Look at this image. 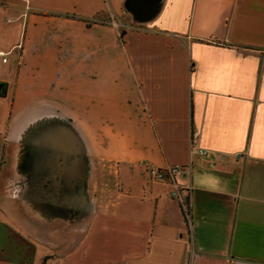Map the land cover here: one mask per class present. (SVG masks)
<instances>
[{
    "label": "crops",
    "instance_id": "1",
    "mask_svg": "<svg viewBox=\"0 0 264 264\" xmlns=\"http://www.w3.org/2000/svg\"><path fill=\"white\" fill-rule=\"evenodd\" d=\"M21 41L2 72L0 264H264V0H0V49ZM69 152L104 154L117 182L39 191ZM60 198L78 217L89 198L81 237L78 217L55 225Z\"/></svg>",
    "mask_w": 264,
    "mask_h": 264
},
{
    "label": "rangeland",
    "instance_id": "2",
    "mask_svg": "<svg viewBox=\"0 0 264 264\" xmlns=\"http://www.w3.org/2000/svg\"><path fill=\"white\" fill-rule=\"evenodd\" d=\"M116 17V16H115ZM109 18H112L110 15H103V19H106L107 21L110 20ZM120 19L124 20L125 24L129 25L130 27L135 26L137 23L132 21V18L129 15H122ZM119 28L121 31L125 30V26L122 23H119ZM135 28V27H133ZM14 66V65H13ZM104 120L106 121L105 117ZM101 122V126H107L105 122ZM87 138V137H84ZM113 142H115V139L109 138L104 132L103 136L100 138V143L101 146L100 148L102 151L107 153L108 157H112L116 153V148L115 145H113ZM123 142V141H121ZM82 145V144H81ZM124 149V146L122 147ZM94 156V157H93ZM100 156H104V154L97 155H92L91 153L88 155L87 153H79V152H69L67 155V168L66 172L64 171V163L60 166L59 162H55L50 169H46L41 173H44L42 175H49L51 178L49 179V183L44 184V188L42 187V178L43 176H39L40 179V185L36 186V188L39 191L44 190H50L51 193H53L55 196H57L59 191L63 192V194L58 195V196H66L67 192L69 189H73V184L76 182V191L81 188L82 191L85 188L84 192H87L89 186L92 184L91 182L95 179H98L99 185H98V194L101 192V187L102 185H106L107 182H113L116 183L118 180L117 172L115 169L112 170L111 167L108 166L109 162H106V165L102 162L101 158L99 159ZM107 158V156H104ZM57 161V159H56ZM98 165V169H97ZM64 167V168H63ZM67 179H66V178ZM27 185V180L18 183L17 185H11L8 186V188H17V189H23L25 190ZM74 190H72L73 192ZM87 194V193H86ZM89 194H87L88 197ZM63 198H60L58 201V205L55 209L59 208V211L61 213V218L57 220L55 225H58L60 229L64 230V233H62L63 237L65 236L66 229H67V224L68 226H71L72 223L77 220L78 217V209L73 208L71 204H62ZM89 198H86L84 201H81V206H80V216L78 217L79 220V229H80V234L79 236L83 235L85 231H87L88 224L90 223V219L92 217V208L89 207ZM72 203V202H71ZM75 203V202H74ZM53 207L52 203H50V208ZM78 208V207H77ZM90 208V211H89ZM52 211V209H50ZM54 216L52 217L51 215L49 216V221H51Z\"/></svg>",
    "mask_w": 264,
    "mask_h": 264
},
{
    "label": "built area",
    "instance_id": "3",
    "mask_svg": "<svg viewBox=\"0 0 264 264\" xmlns=\"http://www.w3.org/2000/svg\"><path fill=\"white\" fill-rule=\"evenodd\" d=\"M117 25L119 23H116ZM22 53H23V42L21 41L18 45H16L12 50H1L0 49V85L2 82V72L3 69L10 65L12 62L17 63L18 65L21 64L22 61ZM196 137L198 133L196 132ZM184 166L182 164L176 165H167L165 167H148V174L152 177L153 180H170L174 179L175 176L184 170ZM177 197L181 202L180 205L184 212V216L186 218V222L189 224V227L192 228V220H193V213H192V204H193V197L191 191H188L186 194L182 192L177 193Z\"/></svg>",
    "mask_w": 264,
    "mask_h": 264
},
{
    "label": "water",
    "instance_id": "4",
    "mask_svg": "<svg viewBox=\"0 0 264 264\" xmlns=\"http://www.w3.org/2000/svg\"><path fill=\"white\" fill-rule=\"evenodd\" d=\"M8 85H9V81L2 80L0 85V96H5L7 94Z\"/></svg>",
    "mask_w": 264,
    "mask_h": 264
},
{
    "label": "trees",
    "instance_id": "5",
    "mask_svg": "<svg viewBox=\"0 0 264 264\" xmlns=\"http://www.w3.org/2000/svg\"><path fill=\"white\" fill-rule=\"evenodd\" d=\"M94 22H97V21H94ZM89 23H91V21H89Z\"/></svg>",
    "mask_w": 264,
    "mask_h": 264
}]
</instances>
